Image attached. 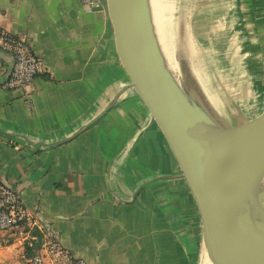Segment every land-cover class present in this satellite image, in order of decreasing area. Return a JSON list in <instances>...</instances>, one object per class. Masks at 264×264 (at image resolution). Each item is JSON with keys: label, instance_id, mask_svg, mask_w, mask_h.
Masks as SVG:
<instances>
[{"label": "crops", "instance_id": "obj_1", "mask_svg": "<svg viewBox=\"0 0 264 264\" xmlns=\"http://www.w3.org/2000/svg\"><path fill=\"white\" fill-rule=\"evenodd\" d=\"M233 4L223 19L262 25L264 0ZM0 26L44 65L25 98L4 88L13 60L0 50V181L89 264H197L196 203L131 87L107 6L88 14L79 0H0ZM250 85L247 105L264 94V80ZM212 110L220 121L236 115ZM33 237L26 227L0 232V264H30Z\"/></svg>", "mask_w": 264, "mask_h": 264}, {"label": "water", "instance_id": "obj_2", "mask_svg": "<svg viewBox=\"0 0 264 264\" xmlns=\"http://www.w3.org/2000/svg\"><path fill=\"white\" fill-rule=\"evenodd\" d=\"M118 55L196 203L211 264H264V94L224 121L188 97L159 48L149 0H107Z\"/></svg>", "mask_w": 264, "mask_h": 264}, {"label": "rangeland", "instance_id": "obj_3", "mask_svg": "<svg viewBox=\"0 0 264 264\" xmlns=\"http://www.w3.org/2000/svg\"><path fill=\"white\" fill-rule=\"evenodd\" d=\"M232 4L233 0L161 1L171 72L188 97L212 114V109L231 114L247 107L241 94L250 92L249 83L264 80V13L258 17L262 25L240 27L235 24L242 21L239 14L235 19L229 13L227 19L222 17ZM251 29L256 33L250 34ZM246 46H255L254 58L248 57ZM199 254L202 257V241Z\"/></svg>", "mask_w": 264, "mask_h": 264}, {"label": "built area", "instance_id": "obj_4", "mask_svg": "<svg viewBox=\"0 0 264 264\" xmlns=\"http://www.w3.org/2000/svg\"><path fill=\"white\" fill-rule=\"evenodd\" d=\"M88 14L104 11L107 0H79ZM0 50L9 54L13 66L4 88L25 92L43 72L41 58L35 54L26 39L13 35L0 26ZM26 227L40 244V251L30 264H89L78 258L60 241L56 233L45 228L39 218L23 202L21 195L0 181V232ZM40 234V235H39Z\"/></svg>", "mask_w": 264, "mask_h": 264}, {"label": "bare ground", "instance_id": "obj_5", "mask_svg": "<svg viewBox=\"0 0 264 264\" xmlns=\"http://www.w3.org/2000/svg\"><path fill=\"white\" fill-rule=\"evenodd\" d=\"M161 1H163V0H149V4H150V10H151V14H152V20L154 23V30H155V35H156V38L158 41V45H159V48H160V50H161V52H162V54L166 60L168 68L171 70V66H169L168 54H167V45H168V43L166 41L167 38H164L165 37L163 35L164 30L162 29L164 22L162 21L163 20L162 12L160 10V9H162ZM202 253L203 254L201 257L200 264H211L209 259H208L206 252L203 251Z\"/></svg>", "mask_w": 264, "mask_h": 264}]
</instances>
